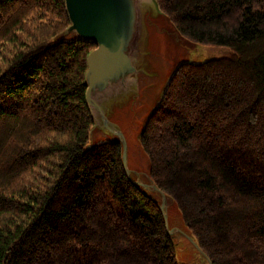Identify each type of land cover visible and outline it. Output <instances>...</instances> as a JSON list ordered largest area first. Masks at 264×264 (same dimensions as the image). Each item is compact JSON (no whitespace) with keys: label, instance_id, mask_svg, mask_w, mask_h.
Instances as JSON below:
<instances>
[{"label":"trees","instance_id":"obj_1","mask_svg":"<svg viewBox=\"0 0 264 264\" xmlns=\"http://www.w3.org/2000/svg\"><path fill=\"white\" fill-rule=\"evenodd\" d=\"M229 53L181 62L138 138L148 178L210 264H264V0H155ZM64 0H0V264H182L164 213L88 145L87 54Z\"/></svg>","mask_w":264,"mask_h":264},{"label":"rangeland","instance_id":"obj_2","mask_svg":"<svg viewBox=\"0 0 264 264\" xmlns=\"http://www.w3.org/2000/svg\"><path fill=\"white\" fill-rule=\"evenodd\" d=\"M147 3H151V0H142V9ZM142 15L145 14L142 12ZM66 29L59 35L60 37H73L76 35L73 32L66 33ZM142 33L144 36L143 39L140 38L138 48L139 46L146 48L151 56L147 57V66L151 70V75L147 76L152 77L148 78L145 76V80L148 83L153 80V77L160 76L162 84L168 74L169 78L181 62L189 61L197 63L231 51V48L228 46L187 40L177 33L173 24L163 14H160L159 20L155 21L144 17L141 22V35ZM171 70L172 72H170ZM137 73L134 74L136 79ZM136 88L137 86L134 82L131 88L123 93L124 101L115 102V97L109 98L107 101L104 100L102 104L105 111H107L105 112L106 115L108 113L107 118L114 128L123 133L126 142V166L129 174L135 180L145 184L150 181L147 172L148 162L139 145L138 138L144 122L149 115L147 114L146 116V112H148L151 102H149L150 98L148 97L149 89H145L143 86L141 90H143L144 97L141 94L136 97ZM111 137L121 142V138L114 134L112 136V133H109L101 122L99 124H95L94 122L87 144L90 146L99 140L104 141ZM148 191L154 196L151 189L148 188ZM155 198L158 199L157 197ZM157 201L161 204L162 200L158 199ZM163 211L167 217V227L169 230H172L171 234L175 241L178 261L182 264H210L208 259L193 244V236L185 226L179 208L169 197H166L164 201Z\"/></svg>","mask_w":264,"mask_h":264},{"label":"water","instance_id":"obj_3","mask_svg":"<svg viewBox=\"0 0 264 264\" xmlns=\"http://www.w3.org/2000/svg\"><path fill=\"white\" fill-rule=\"evenodd\" d=\"M64 1L70 22L65 32H74L78 38L95 43L86 58V104L95 124L101 122L110 133L121 138L123 164L129 174L123 133L107 118L102 102L122 95L136 81L135 56L141 38L142 0ZM135 182L148 188L147 184ZM151 186L165 197L157 186ZM160 207L163 211L164 200ZM164 220L167 226L165 214ZM193 244L198 248L194 241Z\"/></svg>","mask_w":264,"mask_h":264},{"label":"crops","instance_id":"obj_4","mask_svg":"<svg viewBox=\"0 0 264 264\" xmlns=\"http://www.w3.org/2000/svg\"><path fill=\"white\" fill-rule=\"evenodd\" d=\"M148 56L151 57L149 55L148 50L146 48H143V47L141 48L139 46V48L137 50V53H136V56H135V62H136V65L135 66H136V68L138 70L137 71L138 72L137 73V79L135 81V85L137 86L138 89L137 88L135 89V95H136V97H138L141 94V96L144 97L143 90H141V89L143 88V86L145 87V89H149V91H148V97L150 98L149 99V102H151L150 103L151 106L149 107L148 112H146V116H147V114H149L154 109V107L158 103V101H159L160 98L157 101V96H158L159 92L161 91V89H162V91H161V95H162L163 90H164V88L166 86V83H167V81H166L165 84L164 83L161 84L162 78L160 76L153 77V80L151 81L152 83L151 82H149V83L146 82L145 76L148 77L147 75H151V70H149V68L147 66V57ZM171 72H172V70H171ZM148 78H152V77H148ZM160 84H161V86H160ZM122 95L116 97L114 99V101L115 102H117V101L118 102L119 101H124V98H123L124 95L123 96ZM134 99H137V98H134ZM105 112H107V111H105ZM107 115H108V113H107ZM110 139H115V138L114 137L113 138L111 137ZM115 140H117V139H115Z\"/></svg>","mask_w":264,"mask_h":264},{"label":"bare ground","instance_id":"obj_5","mask_svg":"<svg viewBox=\"0 0 264 264\" xmlns=\"http://www.w3.org/2000/svg\"><path fill=\"white\" fill-rule=\"evenodd\" d=\"M153 7H152V6ZM151 6V7H150ZM150 7V8H149ZM142 10V12H143V14H145V15H142L143 16V18L144 17H148V18H150L151 20H153V21H155V20H159V17H160V14H161V12L159 11V8L157 7V5H156V2H155V0H151V3H147V4H145L144 6H143V9H141ZM143 18H142V20H143ZM74 33V32H73ZM75 34V33H74ZM75 36H77V35H75ZM143 36H144V34L142 33V35H141V39H143ZM171 72V71H170ZM169 72V73H170ZM168 76H169V74H168ZM168 76L165 78V80H164V84H165V82L167 81V78H168ZM163 88V87H162ZM161 91H162V89H161ZM161 91L159 92V94H158V96H157V101H158V99L160 98V96H161ZM156 104V103H155ZM145 184H147L148 186V188L149 189H151V191L154 193V196L155 197H157L158 199H161V200H164L165 201V199H166V197H164L159 191H156V190H154L153 188H152V183L149 181V182H146Z\"/></svg>","mask_w":264,"mask_h":264}]
</instances>
